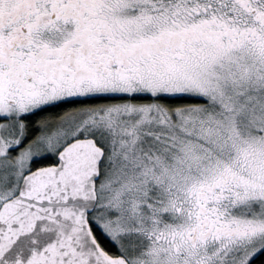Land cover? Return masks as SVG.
<instances>
[{
  "label": "snow or ice",
  "instance_id": "obj_1",
  "mask_svg": "<svg viewBox=\"0 0 264 264\" xmlns=\"http://www.w3.org/2000/svg\"><path fill=\"white\" fill-rule=\"evenodd\" d=\"M0 264H264V0H0Z\"/></svg>",
  "mask_w": 264,
  "mask_h": 264
}]
</instances>
